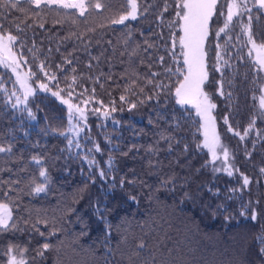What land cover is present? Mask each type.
Masks as SVG:
<instances>
[{
    "label": "trees",
    "instance_id": "obj_1",
    "mask_svg": "<svg viewBox=\"0 0 264 264\" xmlns=\"http://www.w3.org/2000/svg\"><path fill=\"white\" fill-rule=\"evenodd\" d=\"M100 2L105 8L87 18L48 10L32 17L0 6V25L18 37L14 49L36 74L35 81L45 80L41 65L56 77L54 90L68 91L76 76L72 98L78 104L87 100L90 107L80 147L69 146L67 107L37 92L27 105L34 119L24 108H12L3 89L12 75L0 65V147H11L0 152V201L10 204L17 229H23L0 233V264L10 244L28 247L31 264H264L258 239L264 235V123L257 124V137L245 140L228 130L231 125L243 133L257 114L253 97H258L261 72L248 58L240 24L234 23L225 44L227 36H215L224 18L214 17L205 42L209 80L204 90L216 105V123L232 161L250 178L247 188L233 193L229 189H240L241 176L206 165L207 150L196 147L202 142L200 122L175 99L183 78L175 69L183 67V56L179 43L171 47V33L179 34V28L167 27L174 0H167L172 7L163 13V24L157 17L165 0H140L141 11L148 7V12L124 25L110 22L126 11L125 0ZM252 31L258 44L264 42V16L253 21ZM145 41L154 45L147 52ZM219 81L224 95L217 91ZM161 82L168 85L164 91L155 87ZM131 103L137 107L130 108ZM105 111L110 115L105 117ZM41 169L49 177L47 191L34 194L35 183L44 182ZM37 221H48L47 228L38 225L45 236L58 230L49 237L53 247L44 257L34 251L45 242L32 228ZM106 223L111 225L107 238Z\"/></svg>",
    "mask_w": 264,
    "mask_h": 264
},
{
    "label": "snow or ice",
    "instance_id": "obj_2",
    "mask_svg": "<svg viewBox=\"0 0 264 264\" xmlns=\"http://www.w3.org/2000/svg\"><path fill=\"white\" fill-rule=\"evenodd\" d=\"M251 4V6H249ZM7 9L15 10L20 13L28 16L29 14L32 17H39L41 13L48 11H55L57 14L63 12L66 15L85 17L94 10L104 9L105 5L100 2V0H3V4L0 5ZM126 11L119 16L118 19L112 20L111 24H120L124 25L127 21L138 20L144 13L148 12V7H143L140 0H125ZM172 5H169L167 0H165V5L163 11L157 17L158 21L163 24V13L168 12L169 8ZM226 8V11H225ZM255 9V13H254ZM174 18L167 22V27L172 29L174 27L179 28V34L172 32L171 47L174 49L176 44L179 43L182 56H183V67H178L175 69V73L181 74L182 79L178 81L177 86L175 87V99L176 102L180 105L190 104L195 107L196 113L201 117L203 123L200 125V129H203V141L196 145L197 148H204L208 150V153L211 155V160L206 161L208 163L215 164L217 160L220 159V154L223 156V161L226 165L223 169L213 168V171H225L229 176L233 175L232 165L228 164L230 157L229 150L224 146L221 141L219 134L216 131V119L212 115L213 110L216 108V105L212 103L209 93L204 90L206 82L209 80V73L207 70V51L205 48V42L211 34V22L216 16L223 17V26L215 31V36L217 38L221 37V34L228 37V40L225 41L227 44L228 41L232 39L229 36V32L232 30L234 23H239L241 31L246 35L247 42L251 44L248 55L253 57V62L257 67L259 72H264V42L257 44L253 36L252 26L253 21H259L261 16H264V0H226L225 5H221L220 0H174ZM247 16V23H242L241 18ZM60 21L57 20L56 23ZM31 25H29L30 27ZM41 28L44 27V24L39 25ZM17 30H20L19 25H15ZM131 35V33H129ZM143 35V33H141ZM160 38L163 39V34L160 33ZM79 39V37H77ZM239 38V37H237ZM18 41V37L13 35L12 32L6 31L3 29V26L0 25V65H3L6 68H10L13 73L16 74L17 81L20 84V88L23 89V99L19 96L16 97V103L12 105L13 108H16L18 104L23 103L25 106L28 103V98L35 94L36 89H34L28 83L30 76L35 75L29 71V73L21 74L18 71L21 61L17 58L16 52H14V47ZM147 44V41H145ZM154 47L152 44H147V47L144 48V51L147 52L149 48ZM217 49L221 46L216 45ZM254 53V55H253ZM217 57H220V52L217 51ZM159 62L162 64L164 62V57H159ZM66 63L71 64V60H66ZM151 67V65H149ZM219 70V69H217ZM41 71H43V65H41ZM75 71V69H73ZM165 72L171 73L172 69L167 68ZM49 80H56L54 75H48ZM152 76H157L159 73H151ZM72 84L77 82V77H71ZM149 83L152 81L149 80ZM135 83V81H133ZM219 87L217 91L220 95H224L223 92V82H217ZM72 84L68 85L67 95L71 97L72 93ZM160 91H164L168 88V85H164L162 82L155 85ZM40 89L49 91L48 85L41 83L39 85ZM94 91V90H93ZM143 89H141V92ZM12 96H15L16 93L12 92ZM53 96H60V92H53ZM158 97V94H157ZM94 98V97H93ZM153 96H148V100H152ZM253 99L258 100L259 112L256 117H254L249 123L248 127L244 129L243 134L240 132H234L235 135L239 136L241 140L249 135V133L255 128V123L257 118H264V85L260 87V94L258 97L254 96ZM120 100L122 102L128 103V100L125 96L121 95ZM89 101L85 100L83 103L87 104ZM62 103L68 106L69 121L72 120L73 116L78 113L81 120L86 121L87 115L84 108H81L79 105L71 103L70 99H62ZM114 103V102H113ZM144 103V101H140ZM137 107L136 103H131L130 108ZM25 109H22V111ZM123 110V109H121ZM29 116L33 119L35 118L30 109H27ZM94 111L99 112V109ZM112 111H116L115 107L112 108ZM105 117L110 115V112L105 111L103 113ZM224 123L228 124V118H224ZM199 130V129H198ZM229 131H233L231 125L228 126ZM164 138V137H162ZM69 146L73 144V141L70 139L68 141ZM77 147H80L79 143L76 144ZM171 147V146H170ZM185 151L188 150V145L184 146ZM96 150L99 151V145L96 146ZM11 147L4 148L0 147V152H10ZM250 155V153L248 154ZM35 163L40 164L39 159L33 158ZM85 159H87L85 157ZM89 164L94 163L95 161L89 160ZM238 171V170H237ZM264 173V168L260 170ZM99 175L101 177L105 176L103 170L100 171ZM242 177V185L240 189H229L230 192L242 191L247 188L250 184V178L243 173L240 174ZM39 177L43 178V183H35L32 191L34 194H40L47 191V185L49 182V177L46 169H41L39 172ZM124 181L121 180V185ZM219 190H217L218 192ZM7 195V194H5ZM135 200V197H131ZM231 199V197H229ZM257 203H259L257 201ZM249 204L243 205L240 211V215L244 216L248 210ZM221 208L224 206L221 205ZM258 214L253 209L251 211V219L253 221L257 220ZM103 220V216H101ZM229 219V217H226ZM27 223V221H25ZM43 224L45 228L48 227V221H37L36 224L32 225L33 230L41 238L44 239L43 242L37 249H34L36 256L44 257L45 252L52 249L53 245L49 242V237L56 236L58 230H53L48 233V236H45V232L41 231L38 227L39 224ZM17 229V225L14 220L13 210L10 207L9 203L0 201V233L11 231ZM23 231V229H17ZM105 236L111 231V225L105 224ZM261 245H264V235L258 237ZM141 243L138 247L143 248ZM260 252L264 254V246L260 248ZM29 248L20 247L19 245L10 244L3 253L6 256L5 264H31V261L28 258ZM35 257L32 258L34 260Z\"/></svg>",
    "mask_w": 264,
    "mask_h": 264
},
{
    "label": "rangeland",
    "instance_id": "obj_3",
    "mask_svg": "<svg viewBox=\"0 0 264 264\" xmlns=\"http://www.w3.org/2000/svg\"><path fill=\"white\" fill-rule=\"evenodd\" d=\"M249 6H251V4L249 5ZM243 18H245V20L246 21H243V23H247V16H244V17H242V19ZM244 37H245V42H246V45H247V55H248V52H249V49L251 48V44H249L248 42H247V37H246V35L244 34ZM258 44V43H257ZM14 50V52H16V54H17V58L21 61V64H20V67L18 68V71L21 73V74H24V73H29V71H31V70H29L27 67H26V65H25V60H24V58L19 54V52H17L15 49H13ZM253 55H254V53H253ZM249 56V55H248ZM249 59H251L252 61H253V57H248ZM256 67V66H255ZM9 70H10V72H11V75H12V80H11V82H10V84H9V86H6L5 84H3V89H4V94H5V97H6V100H7V102L9 103V105L12 107V105L13 104H15L16 103V97L17 96H19L21 99H23V89H21L20 88V84H19V82L17 81V78H16V74L15 73H13L12 72V70L10 69V68H8ZM256 69V68H255ZM42 72V74H43V76H45V80L44 81H35V75H32V76H30V78L28 79V83H29V85H31L34 89H36V91H35V93H37V92H42V93H47V94H50V95H52V93L53 92H60V96H53V97H55V98H57L61 103H62V99H70V101H71V103H73V104H76V105H79L81 108H84L85 109V112H86V115H87V112L89 111V108H88V103L87 104H84V103H82V104H78V102H75L74 100H73V98L72 97H74V94L71 96V97H69L68 95H64V93H66L67 94V91L66 92H64V91H61V90H54L53 88H52V86H53V83H54V80H49L48 79V76H46L45 75V73H47L44 69H43V71H41ZM257 74H258V86H259V90H258V96H259V94H260V87H261V85H264V72H261V73H258L257 72ZM48 75H50V74H48ZM51 76V75H50ZM41 83H45V84H47L48 85V88L50 89L49 91H45V90H43V89H40L39 88V85L41 84ZM12 92H15L16 93V95L15 96H12L11 94H12ZM29 99H30V97L28 98V102H29ZM212 100V99H211ZM212 103H214L213 101H212ZM64 104V103H63ZM215 104V103H214ZM27 105H28V103H27ZM25 106L23 103H21V104H18L17 105V107L16 108H24L25 110H27L28 109V106ZM66 107H67V109H68V106L66 105V104H64ZM180 105V104H179ZM180 106H182L183 108H186V109H188V110H190L191 111V113L194 115V116H196L197 117V119L199 120V124L201 125L202 123H203V121H202V119H201V117L200 116H198L197 115V113H196V109H195V107L194 106H192V105H190V104H187V105H180ZM13 108V107H12ZM215 110V109H214ZM214 110H213V112H212V115L215 117V115H214ZM28 112V111H27ZM258 112H259V108H258V100H257V114H258ZM257 114H256V116H257ZM68 116H69V113H68ZM255 116V117H256ZM259 122H261V123H264V118H257L256 119V123H255V128L249 133V135L247 136V137H245L243 140H245L246 138H248L251 134H254L255 135V137H257L258 135H259V132H258V126H257V124L259 123ZM85 126H86V121H84V120H81L80 119V117H79V114L78 113H76L74 116H73V118H72V120L71 121H69V118H68V129H67V131L65 132V134L68 136V138H69V140L71 139L73 142H75V143H79L80 142V139H81V137H82V135H83V133H84V130H85ZM216 131H217V133L219 134V137H220V141H221V143L224 145V146H226L227 148H228V150H229V153H230V157H229V160H228V164H231L232 165V171H233V175H235V176H239V180H240V172L239 171H237L238 170V168L235 166V164H234V162L232 161V152H231V148L225 143V141L223 140V138H222V135H221V133L219 132V130H218V126H217V123H216ZM233 133L234 132H239V131H235V130H233L232 131ZM201 133H202V141H203V129H201ZM241 133V132H240ZM241 134H243V133H241ZM239 137V136H238ZM240 138V137H239ZM255 142H258L259 140H257V139H253ZM207 150V149H206ZM207 152H208V150H207ZM209 154V153H208ZM209 156H210V160H211V155L209 154ZM212 164V163H211ZM213 166H214V168H219V169H223L224 167H226V165H225V163H224V161H223V156H222V154H220V159L219 160H217L216 162H215V164H212ZM221 171H223V170H221ZM242 178V177H241ZM243 182V181H242Z\"/></svg>",
    "mask_w": 264,
    "mask_h": 264
}]
</instances>
